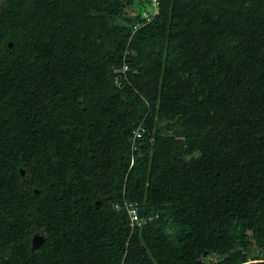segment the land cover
Instances as JSON below:
<instances>
[{
    "label": "trees",
    "instance_id": "16d2710c",
    "mask_svg": "<svg viewBox=\"0 0 264 264\" xmlns=\"http://www.w3.org/2000/svg\"><path fill=\"white\" fill-rule=\"evenodd\" d=\"M156 2L0 0V264H264V0Z\"/></svg>",
    "mask_w": 264,
    "mask_h": 264
},
{
    "label": "built area",
    "instance_id": "2783aa9c",
    "mask_svg": "<svg viewBox=\"0 0 264 264\" xmlns=\"http://www.w3.org/2000/svg\"><path fill=\"white\" fill-rule=\"evenodd\" d=\"M154 3H155V10H156V7H157V2L156 0H154ZM125 69V67H124ZM142 131H143V128H137L136 130H134V135L135 137H140L141 134H142ZM125 208L128 210L129 214H130V225H134V223L136 222L137 225H139L140 221H139V218L136 214V209L132 207L131 204H126L125 205Z\"/></svg>",
    "mask_w": 264,
    "mask_h": 264
},
{
    "label": "water",
    "instance_id": "95a60500",
    "mask_svg": "<svg viewBox=\"0 0 264 264\" xmlns=\"http://www.w3.org/2000/svg\"><path fill=\"white\" fill-rule=\"evenodd\" d=\"M43 242V236L41 235H35L32 239V248H38L39 245Z\"/></svg>",
    "mask_w": 264,
    "mask_h": 264
},
{
    "label": "rangeland",
    "instance_id": "374dc122",
    "mask_svg": "<svg viewBox=\"0 0 264 264\" xmlns=\"http://www.w3.org/2000/svg\"><path fill=\"white\" fill-rule=\"evenodd\" d=\"M137 4L139 5V2H138V1L135 2V4H134L135 7H134V9H131L132 12H134V13H135L136 11H138V10H140V11L142 10V11H143V9L140 8V7H138ZM154 11H156L155 8H154Z\"/></svg>",
    "mask_w": 264,
    "mask_h": 264
}]
</instances>
